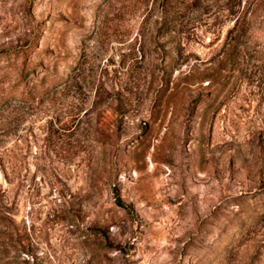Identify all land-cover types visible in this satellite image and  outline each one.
I'll list each match as a JSON object with an SVG mask.
<instances>
[{"label": "rangeland", "instance_id": "374dc122", "mask_svg": "<svg viewBox=\"0 0 264 264\" xmlns=\"http://www.w3.org/2000/svg\"><path fill=\"white\" fill-rule=\"evenodd\" d=\"M249 2L0 0V264H264Z\"/></svg>", "mask_w": 264, "mask_h": 264}, {"label": "trees", "instance_id": "16d2710c", "mask_svg": "<svg viewBox=\"0 0 264 264\" xmlns=\"http://www.w3.org/2000/svg\"><path fill=\"white\" fill-rule=\"evenodd\" d=\"M169 0H161V5H166ZM249 22L261 23L264 24V0H250L248 5L246 6L243 16L242 22L238 25H234L232 30L230 31V36L228 37L227 46L230 52L238 45V39L242 37V28L247 29ZM166 23V18H164V24ZM21 82L23 86H25V75L21 78ZM52 82V81H51ZM42 87H39V89ZM32 95L30 92L27 93V96Z\"/></svg>", "mask_w": 264, "mask_h": 264}]
</instances>
